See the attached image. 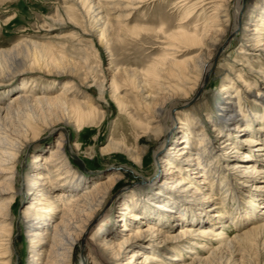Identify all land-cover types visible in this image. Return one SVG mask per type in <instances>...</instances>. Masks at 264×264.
Returning <instances> with one entry per match:
<instances>
[{"label": "bare ground", "instance_id": "1", "mask_svg": "<svg viewBox=\"0 0 264 264\" xmlns=\"http://www.w3.org/2000/svg\"><path fill=\"white\" fill-rule=\"evenodd\" d=\"M152 1L155 2L65 0L68 20L78 24L82 18L88 27L86 32H79L80 36L67 38H74L80 49L119 41L128 32L126 22L131 11ZM167 1L176 16L182 17L176 32L157 31L165 46L164 54L146 71L115 73L103 67L102 71L110 75L109 86L106 90L102 83L97 96L91 92L94 84L83 60L54 52L55 64L45 70L37 55L29 66L17 61L19 50L25 47L22 44L0 50V89L3 88L0 94L5 96L0 98V264H12V209L21 194L28 205L20 221L31 243L29 264H73L76 248L80 250V264H259L264 255V207L260 214L256 212L264 204V162L251 152L254 149L264 154V134L260 128L247 131L255 117H244L241 106L245 98L257 99L248 89L256 87V82H247L245 75L256 73L250 62L256 60L255 55L264 54V0ZM208 9L213 11L205 16L201 26L185 25L195 16L200 19L197 13ZM33 45L40 50L38 54L48 48ZM181 47L199 51L178 61L172 53H179ZM230 50L239 55V64L237 71L231 69L229 74L221 75L219 118L209 129L210 135L202 123L190 118L182 121L177 114L188 101L195 103L202 97L217 59ZM34 73L51 76L54 81L63 78L66 82H57L58 89L52 95L43 90L36 97L23 79ZM16 83L20 85L13 88ZM127 89L134 95H122ZM105 92L120 111L143 113L146 128L142 137H136V143L140 144L144 137L155 143L152 159L158 173L152 182L148 181L149 192L140 196L122 195L118 199V214L103 226L110 215L103 206L120 179L119 169L110 167L106 171L110 174L106 183H97L103 175L81 177L71 173L65 163V140L61 137L48 163L43 160V151L29 156L31 163L20 190L16 185V169L23 152L40 135H51L55 126L47 118L36 117L29 109L31 103L41 108L46 105L48 110L57 109L56 121L65 126L94 127L96 121L104 118L105 113L99 109ZM261 104L264 107V100ZM216 118L212 117L211 123ZM243 135L246 138L239 141L237 137ZM209 136L222 146L216 147ZM199 140L201 143L195 145ZM146 149L139 146L132 151L113 142L101 154H123L141 166ZM227 150H232L230 160L235 161L230 166L224 163ZM74 151L80 150L75 146ZM218 178L220 183L216 182ZM43 202L48 203L50 211L57 212L58 222H49ZM180 225L182 228L173 233V228ZM229 225L237 231L230 239L222 233V228ZM94 229L98 234L91 233ZM199 241L204 242L200 247L204 253L195 251ZM46 246L49 249L44 251ZM180 251L185 258L190 256L188 261L176 255ZM92 254L97 260H89ZM123 254L129 255L123 259Z\"/></svg>", "mask_w": 264, "mask_h": 264}, {"label": "rangeland", "instance_id": "2", "mask_svg": "<svg viewBox=\"0 0 264 264\" xmlns=\"http://www.w3.org/2000/svg\"><path fill=\"white\" fill-rule=\"evenodd\" d=\"M168 3L169 1L167 0H155V2L152 1L145 5H140L138 10L131 11L130 18L126 22L128 32L122 36L119 41L116 40L103 46L95 44L93 48L80 49L81 47H78L77 42L73 40L78 37V35L80 36L79 32H86L88 27L83 24L84 22L82 18L78 19V24L71 23V21L68 20V15L64 12L65 7L68 6L65 0H1L0 50H8L17 44H22L27 50L24 49L25 47L23 50L21 49V52L19 50L17 61H19V63L23 62L24 64H27L26 66H29L30 63H32L31 60L38 56L39 62L42 60L40 65L42 64L41 66L45 70L46 68L48 70V67L49 69L53 68L55 64L53 63L54 52L60 53L67 58L73 57L77 60H83V62L87 63V66L90 69L89 76L91 78V83L94 84L91 92L94 96H97L102 83L106 85V90H108L109 86L108 81L110 75L109 73L106 75V73L102 71L103 67L110 68L115 73L118 71L130 70L146 71L151 63L164 54L163 49L165 46L161 43V39L156 35L157 31L163 29L165 34L176 32V25L182 17L181 15L176 16V13L172 11ZM212 11L213 10L208 9L201 14L198 12L197 14L200 19L196 20L195 16L185 25L188 28H191L192 26H201L205 20V16L209 15ZM126 14L127 11L123 12L121 16H125ZM188 33H191L190 30H188ZM68 35H72L74 38H67ZM33 43L37 45H45L48 48L46 51L39 53V55L37 52L40 50L34 48L35 46ZM28 49L30 51H28ZM35 49L36 52L34 51ZM234 50H236V48ZM234 50L227 51L223 57L217 59V64L214 66L215 71L212 74L210 81H207L205 84L202 97H200L199 100H196L195 103H190L188 101L189 103L187 102L180 110L179 114H177V119H181L182 121L186 120V118L193 119L197 123H202L203 126L206 127L205 130L210 133L209 129L218 122L219 118L217 116V108L221 75L229 74L231 69L237 71L236 67H238L237 65L239 64V55H237ZM50 51H52V55ZM178 51L180 52L172 54L177 58H175L176 60L183 61L184 59L193 57L199 50L194 49L188 51L181 47ZM257 52H260V50ZM255 59L256 60L254 61L251 60L250 68L256 70V73H250L253 74L252 77L250 74L245 75L247 77L245 79L247 82H256V87L248 89H250V95H256L257 99L250 98L251 96L248 99L245 98L246 102L245 104H242L241 109H244L242 111L244 117H255L254 123L251 124V127L248 124L249 130L247 131H252L251 129L253 127L254 129L260 128V131L264 134V107L261 104L264 100V93H262L264 91V54L261 55L260 53L255 55ZM50 65H52V68ZM24 78L28 82L29 89H32L36 93V97L40 96L39 93L43 90H49V95H52L58 89L55 88L57 82L59 84L66 82V79L61 78L54 81V78L51 76H45L39 73L26 74L23 79ZM19 85V83H16L13 88ZM2 89L3 88L0 90ZM127 92H129L128 89L126 92H122V95L131 94V92ZM131 95L134 94L132 93ZM0 98L4 99L5 96L0 94ZM101 104L102 108L99 110L102 113H105L104 118L96 121L94 127H89L87 125L82 127H69L56 121V118L59 116L57 109L51 108L48 110L46 105L41 108L40 105L31 103L29 109L31 112L36 113V117L38 116V118L43 120L44 118H47L46 121L48 122V120H50L49 122L55 126L51 135L50 133L40 135L36 138L31 148L26 152H23L20 163L16 169V185H18L17 187L20 190V183L23 182L24 175L29 170V165L31 163L29 156L32 153L38 154V152L40 153L43 151V160L48 163L53 155L56 145L59 143L60 137L64 138L65 143H63V149L66 154L65 163L67 162V166L70 168L71 173L81 177H96L103 175L99 179L97 178V183H106L110 177V174L106 171H108L110 167L119 169L121 172L117 185L112 189L110 197L103 206V209L106 211L108 210L110 213L103 222V226H105L109 221H112L119 212L120 207L118 199L122 195L128 196L133 193L135 196H140L149 192V187H151V185L148 181L152 182L156 178L155 176L158 172L156 173L157 168L152 159L155 143L150 142L147 137L141 138L140 144L136 143V137H142L146 128L143 113H138L130 109L120 111L109 98L108 92H105V98L102 100ZM38 106L40 108H38L39 111L36 109ZM24 117L25 114L23 115V118ZM212 117H217V121L211 123ZM205 120L210 121V123H205ZM245 125H247V123ZM211 134L212 133H210V135ZM246 136L247 135L239 136L237 139H240L239 141H241L243 138H246ZM208 138L216 147L222 146L218 141L214 140L213 136H209ZM113 142H117L121 145L124 144L132 151L136 150L139 146L146 147L147 154L145 155L147 156L143 158L142 165L139 166L138 164L133 163V161L123 154H101V150L108 148V145ZM198 142L201 143L199 140L195 142V145H198ZM242 145L243 143L241 142L240 147ZM75 146L79 148V152L74 151ZM251 155L256 159H259V161L261 160L264 162V154L258 153L253 149ZM226 156L224 162L226 165L229 164L230 166L231 163L235 164L234 160H230L232 150H227ZM225 164L224 167H227ZM184 166L185 165L182 166L183 169L185 168ZM103 172L105 174H101ZM219 178L218 181L215 180L218 183L221 182V179ZM63 179H65V177H63ZM173 191H175V189ZM151 195L153 196V194ZM263 205H261L256 213L260 214V212H262L263 209L261 208L264 207ZM146 206L148 207V205ZM26 207H28V205L27 201H25L24 195L22 196L21 194L20 196H17L14 208L12 209L14 244L12 249V264H29L30 262L31 243L26 236L27 229L20 221L21 213ZM42 208H45V211H47V214L45 213L46 217L48 215L50 216V223L58 222L59 215L56 211H50L47 202H43ZM149 208L152 207L149 206ZM254 218L255 215L252 216V219ZM141 227L144 228L145 226ZM180 228H182L181 225L178 227L175 226L172 232L177 233ZM222 229L224 236L229 239L237 233L231 225L227 227L225 226ZM91 233L95 234L97 233V230L94 229ZM210 241L213 242V238H210ZM201 243L204 242L199 241L194 248L195 251L204 253L200 248L202 246ZM210 244L213 245V243ZM262 248L264 252V247ZM48 249V246H46L44 251ZM183 253L184 252L180 251L177 252L176 255L184 257ZM128 255L123 254V259H126ZM262 255L259 259V264H264V255ZM189 258L184 257L185 261H188ZM254 258L255 256L252 255L253 260ZM89 260H97V257L92 254ZM72 261L73 264H80V250L78 248H76L73 253Z\"/></svg>", "mask_w": 264, "mask_h": 264}]
</instances>
